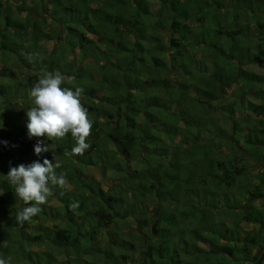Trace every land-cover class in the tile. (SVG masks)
<instances>
[{"label":"trees","instance_id":"obj_1","mask_svg":"<svg viewBox=\"0 0 264 264\" xmlns=\"http://www.w3.org/2000/svg\"><path fill=\"white\" fill-rule=\"evenodd\" d=\"M104 1L0 0V259L231 264L241 262L236 246L243 244L241 258L257 264L264 213L254 202L263 196L257 190L264 171L260 187L250 183L256 175L246 174L250 159L264 154V0ZM248 14L258 33L240 27ZM209 30L216 35L206 42ZM37 42L59 47L46 59ZM226 43L230 64L213 66ZM244 55H253L254 67ZM197 57L210 63L207 76L185 64ZM57 71L66 80L62 88L84 89L92 129L83 155L63 154L74 146L71 133L54 141L15 138L28 135L24 111L35 105L27 93L44 73ZM237 84L235 98L225 102ZM38 139L52 151L37 156ZM45 159L60 163L55 172L66 186L49 184L58 205H41V220L20 225L16 212L26 204L18 205L6 176L10 167ZM87 167L100 170L102 180L84 175ZM238 207L243 221L260 227L258 236L239 237L232 212ZM128 224L133 240L123 230Z\"/></svg>","mask_w":264,"mask_h":264},{"label":"clouds","instance_id":"obj_2","mask_svg":"<svg viewBox=\"0 0 264 264\" xmlns=\"http://www.w3.org/2000/svg\"><path fill=\"white\" fill-rule=\"evenodd\" d=\"M65 77L60 72L44 73L38 83L34 85L30 96L34 100L33 107L26 112L29 123L28 138L47 137L48 140L63 139L71 133L74 146L71 151H65V156L83 155L89 148L86 142L91 135L92 122L88 118L87 109L81 103V94L84 89L77 87L74 91L61 87ZM7 145V142H4ZM53 144L48 145L44 140H37L34 151L37 156L51 151ZM55 158V156H54ZM61 165L45 159L43 164L38 161L30 165L21 164L10 167L7 174L8 182L15 185L16 198L23 200L27 207L18 209L15 220L22 225L42 211L41 205L47 202L51 194L49 184L64 188L66 178L63 174L57 176L55 168ZM77 204L70 207H77ZM3 246H7L4 241ZM0 264H7L0 259Z\"/></svg>","mask_w":264,"mask_h":264},{"label":"rangeland","instance_id":"obj_3","mask_svg":"<svg viewBox=\"0 0 264 264\" xmlns=\"http://www.w3.org/2000/svg\"><path fill=\"white\" fill-rule=\"evenodd\" d=\"M104 1V0H103ZM105 2V1H104ZM235 8H233L230 12H228L229 13V15H231V18H233L234 16H232V15H234V13H235V10H234ZM250 15L251 14H248L247 16H242V22L240 21L239 23H241V26L240 27H245V29H246V31L247 32H249V33H258V32H256V31H258V27H257V25L256 24H254V22L253 21H250V19L251 18H249L250 17ZM211 30V29H210ZM208 31L206 34H205V36L209 39V40H207L206 42H208V41H212V39L213 38H215V35H216V32H214V31ZM47 31H49V27H48V29H47ZM226 38H223L222 39V41L223 40H225ZM37 45L39 46V47H41V48H44V47H46V50L44 49H41L42 50V56L43 57H45L46 59H48L51 55H52V53H53V49L55 48V47H59V45H58V43L57 42H48V43H45V42H37ZM230 43H226L225 44V46L224 47H222V50H220V54L218 53V54H214V56H213V58H211L212 60H211V64H213V66H221V68H227L228 67V64H230V60H231V57L230 56H233V53H232V50H231V47H230ZM230 47V48H229ZM255 48V47H254ZM254 50V49H253ZM195 52H196V50H195ZM245 56V55H244ZM253 55H250V57L247 55V56H245V58H244V62H246V60L247 61H249L250 63H252L253 64V66L251 65V68L252 67H254V62H255V60H253V59H251L253 62H251L249 59L250 58H253L252 57ZM226 57V58H225ZM195 60V61H194ZM193 60V64H191V62H187V63H185L187 66H189V68L192 70V71H194V72H192L194 75H197V74H199V75H201V76H207V73L205 72V70H206V68L207 67H209V65H210V63H208V61L207 60H204V59H202V57H197V58H195ZM11 61H12V59H11ZM238 61V60H237ZM215 63V64H214ZM2 65V64H1ZM13 65H14V67L16 68V69H18L17 68V66H16V62H14L13 61ZM3 66V65H2ZM224 66V67H223ZM244 67H243V69H245L246 67H248L249 65H247V64H245V65H243ZM258 65L256 64L255 65V67H257ZM250 67V66H249ZM232 68H234L235 69V67L233 66ZM251 68H250V71H251ZM215 72V69L212 67V70H211V73H214ZM212 75H214V74H212ZM23 78V75H20V79H22ZM64 81H66V80H64ZM68 84H70V81H68ZM239 86H241V85H239V84H237V85H232V86H230V88H228L227 89V95H226V98H225V102H230V101H232L234 98H235V92H236V90H237V88H239ZM30 93H31V91H29L28 93H27V95L28 96H30ZM31 97V96H30ZM32 98V97H31ZM257 98V97H256ZM253 100V99H252ZM254 101V100H253ZM19 110H21V107L19 106ZM29 108H31V107H29ZM29 108H27V109H25V111H24V113H26L27 112V110L29 109ZM13 112L14 113H17V112H19V111H16V110H13ZM22 112V111H21ZM250 126V124L248 123H244L243 124V128H242V133H243V131H244V133L243 134H245V131H246V129H247V127H249ZM22 128H25L26 129V127L25 126H23ZM247 133V132H246ZM17 140H22V141H26V140H28L29 138H28V135L27 134H17L16 135V137H15ZM15 140V139H14ZM16 141V140H15ZM45 142H46V140H44ZM10 146H12V145H10ZM15 148V147H14ZM227 146L225 147H223L222 148V150L223 151H227ZM52 149H53V147H51V151H52ZM48 152H50V151H48ZM258 159H260V160H258ZM258 159H256V160H252V159H250V161H249V163H248V168L250 169V171L249 172H247V174H246V177L248 178V180H251V177H253V174H254V176H255V181H253V180H251L250 181V183H251V185L252 184H254V185H257L258 187H260L261 186V184H262V180L260 179V175L261 174H259V172H261V171H264V154H262V156H261V158H258ZM87 174H89V175H92V176H94L97 180H102V174H101V172H100V170H98L97 168H94V167H87L86 169H85V171H84V175H87ZM249 174H251L252 176L250 177L249 176ZM103 186H104V189H106L107 188V185L105 184V183H103ZM249 186H250V184H249ZM250 188H251V186H250ZM257 192H261V193H263L262 195L263 196H257L258 198H260V200H257L256 202H254V204H255V206H256V208H258V210L259 211H261L262 213H264V185H263V188L259 191V190H257ZM237 194V196H238V198H240V199H243V197L245 196L244 195V193L242 192V191H239V192H237L236 193ZM16 201H17V203H18V205H20V206H22L23 204L21 203V201H23V200H20V199H16ZM242 201H245L244 199L242 200ZM240 203V202H239ZM246 202H244L243 204H245ZM252 203V202H251ZM242 204V205H243ZM43 205H45L46 207H49L50 205H52V206H56V205H58L55 201H54V199L52 198V197H50V195L48 196V198H47V202L45 203V204H43ZM248 205V204H247ZM252 205V204H251ZM28 205H25V207H27ZM249 207V206H248ZM233 210V209H232ZM14 212H16V210H14ZM233 212V214L234 215H236L237 213H238V218H237V221H239V223H240V225H239V228H238V230H236V232H239V237H245V236H258L259 234H260V227L259 226H255L252 222H247V221H243L242 220V218H243V216L246 214V212H245V210H241V207H238V208H236L234 211H232ZM40 213L39 214H37L34 218H35V220H33V221H36V219H38V220H41L39 217H40ZM233 220H234V218H232ZM228 221V220H227ZM37 222V221H36ZM44 223H45V225H49L50 224V222H48V221H44ZM33 225V224H32ZM132 224H128V225H125L124 226V228H123V230L124 231H126L128 234L126 235L127 237H129L130 236V239L131 240H133L134 239V236L132 235V233H133V230H134V226L132 225ZM28 232L30 233V234H32V233H34V230H33V228H31V229H28ZM236 232H234V233H236ZM129 239V238H128ZM103 242V241H102ZM237 248H238V250H237V256L238 257H240V259H241V262H233V263H231V264H248L247 262H245L241 257L243 256V253H241V251H242V248H243V244H237V246H236ZM249 264H252V263H249ZM264 264V263H263Z\"/></svg>","mask_w":264,"mask_h":264},{"label":"water","instance_id":"obj_4","mask_svg":"<svg viewBox=\"0 0 264 264\" xmlns=\"http://www.w3.org/2000/svg\"><path fill=\"white\" fill-rule=\"evenodd\" d=\"M263 262H264V254L260 257L257 264H263Z\"/></svg>","mask_w":264,"mask_h":264},{"label":"flooded vegetation","instance_id":"obj_5","mask_svg":"<svg viewBox=\"0 0 264 264\" xmlns=\"http://www.w3.org/2000/svg\"><path fill=\"white\" fill-rule=\"evenodd\" d=\"M264 263V262H263Z\"/></svg>","mask_w":264,"mask_h":264}]
</instances>
